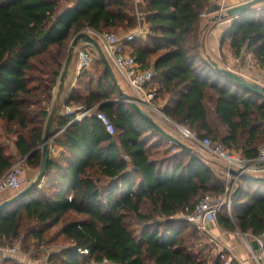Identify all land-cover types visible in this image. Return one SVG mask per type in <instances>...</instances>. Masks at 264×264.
<instances>
[{
	"label": "trees",
	"instance_id": "1",
	"mask_svg": "<svg viewBox=\"0 0 264 264\" xmlns=\"http://www.w3.org/2000/svg\"><path fill=\"white\" fill-rule=\"evenodd\" d=\"M145 2L148 32L128 44L142 67L155 69L153 84L169 99L165 114L200 138L255 158L264 143V96L220 71L205 52L201 21L212 0ZM62 3L0 0V118L7 132L21 130L16 146L34 167L42 165L48 105L70 40L85 29L139 25L134 0H77L65 9ZM222 41L237 55L248 48L264 66V8L234 18ZM99 63L97 78L92 66L82 71L67 104L98 105L111 116L115 133L95 114L72 123L75 112L58 116L52 144L59 152L50 155L46 186L0 211V239L34 246L63 221L62 232L73 245L62 251L64 264H208L193 249L197 234L188 231L191 222L177 214L191 212L208 193L223 194L224 171L189 144L174 143L176 150L167 146L161 155L162 143L172 140L133 102L123 100L127 94L101 58ZM106 101L111 102L101 105ZM7 149L0 143V176L16 163ZM132 221L141 225L140 232ZM218 222L262 235L264 179L242 175L232 212L224 205Z\"/></svg>",
	"mask_w": 264,
	"mask_h": 264
},
{
	"label": "built area",
	"instance_id": "2",
	"mask_svg": "<svg viewBox=\"0 0 264 264\" xmlns=\"http://www.w3.org/2000/svg\"><path fill=\"white\" fill-rule=\"evenodd\" d=\"M216 1L221 5L219 12H226L229 8L226 6V0ZM207 12L208 11L204 12L202 15L205 16ZM89 31L98 36L99 39L96 38L100 41L108 59L124 76L134 90L136 94L134 99L126 100L138 103L148 110L161 111L158 105L154 102L157 92L151 87L156 75L155 69L153 67H142L138 56L132 53L128 44V42L137 37H145L147 31L144 28H138L125 36H120L115 32L103 33L92 29H89ZM78 62L80 71L90 68L94 62V48L91 46L79 48ZM255 80L264 86V73L255 78ZM74 112L75 116L70 123L81 120L87 115L95 114L104 123L111 134H114L116 131L111 116L103 110H98V105L86 107L81 104H67L65 107V114H71ZM184 129L187 130L188 133L186 131L184 132L192 143L199 144L204 152H209L222 159L227 165L226 172L229 183L226 185L224 193L221 195L203 196L191 212L183 214V216L197 226L199 230L204 233H209L210 223L218 220V213L224 205H226L229 211L232 212V195L236 189L238 179L244 173L257 174L264 172V143L259 147L258 154L255 158H244L239 152L227 149L220 141H215L211 137L200 138L189 129ZM55 136L56 134L54 137ZM52 140L50 144V155L55 156L58 148L52 144ZM26 163V157H22L10 167L4 175L0 176V189L9 188L16 190L17 193H19L27 186L26 177L24 175ZM38 186L42 188L44 186V181L40 182ZM254 238L258 242L259 248L256 249L252 243L249 244L253 258L256 260V264H264V233L259 236L254 235ZM211 241L213 244L222 247L216 237L211 236ZM14 250L16 249L14 248ZM79 250L82 253L89 252L88 249ZM223 250L224 248L222 247V251Z\"/></svg>",
	"mask_w": 264,
	"mask_h": 264
},
{
	"label": "crops",
	"instance_id": "3",
	"mask_svg": "<svg viewBox=\"0 0 264 264\" xmlns=\"http://www.w3.org/2000/svg\"><path fill=\"white\" fill-rule=\"evenodd\" d=\"M76 1L77 0L70 1L69 3L64 5L62 9H65L73 5ZM246 1L248 0H226V6L232 7V6L244 3ZM134 3H135V13L138 17V22H139L138 28H144L148 32V23L146 20V2L145 0H134ZM216 3H217L216 0L215 1L212 0V4H216ZM222 13L223 11L221 12L219 11L209 12L208 11L207 14L204 16L207 19L206 21H208V22H205V27H204V35H203L204 50L210 57H212L215 61H217L221 66H226V68L232 69L238 72L239 74H242L247 79L251 81H256L255 78L261 76L264 73V66L260 64L255 54L252 51H250L248 48H244L243 52L240 55H237L234 52V50L230 47L228 42L223 43L222 41L223 34L231 26L234 18H221V19L218 18L219 15H221ZM81 47H89V46L83 45V46H80L79 48ZM113 68L118 78L119 87L122 90H124L127 95H130L127 92V90L124 88V86L122 85L121 83L122 81H120L118 74L121 75L123 78L124 76L115 68L114 65H113ZM82 71L83 70L80 71L79 69L78 50H77V56L73 57L70 63L68 75L66 77L63 90L61 91L60 83H58L54 88L52 101L48 105L49 116L54 106L57 105V111H56L55 120H54V127L57 124L58 116L65 114V107L67 105V99L70 93L72 92V90L78 87L80 83V79H81L80 74L82 73ZM124 80L127 82L125 78ZM151 87L154 90H156L157 94L159 95L162 94V92L158 90L157 84L152 83ZM130 96H133V97L136 96L134 90ZM164 100L165 102L163 103V106L165 107L169 99L168 97H166V99ZM164 107H163V110H164ZM147 111L149 112L151 110H147ZM150 114L152 115V113ZM152 116L154 117L156 121H158L154 115ZM169 119H171L174 125L180 128L181 131H183V133H185L183 128H187L192 133L196 134V132L191 130L189 127L173 120L170 117ZM6 125H7L6 121L0 118V143L3 145L4 144L8 145L7 150L9 151L10 154L14 156L17 162L20 158L23 157L16 146V137H17V134L21 132V130L18 128H15V130L11 132H7L5 129ZM58 152H59V149H57V154ZM126 158L130 160L128 156H126ZM24 175L26 177V180H30V181L34 180L38 176V167H34V166L27 164V167H25V170H24ZM226 177H227V174H226ZM44 183L46 186L47 180H45ZM13 191L17 192L16 190L9 189V188L0 189V202H3L4 200H7L8 198L12 197L14 195ZM209 234L211 236L216 237V239L220 242L222 247L227 251L228 255H230L231 259H236L239 262V264H256L257 263L256 260L253 258L251 248L249 247V244L250 243L253 244L255 240L254 235L252 233L243 232L238 227L234 229L225 228L222 225H220L218 220H216L210 223ZM15 242H12L11 240H7V239H2V240L0 239V264H51V261L47 259L34 257L32 255V252L34 251V249L30 250L29 252L24 251V249L22 248L21 240L18 243H15ZM14 248L16 250H14ZM42 249L43 248H40V251H42Z\"/></svg>",
	"mask_w": 264,
	"mask_h": 264
},
{
	"label": "rangeland",
	"instance_id": "4",
	"mask_svg": "<svg viewBox=\"0 0 264 264\" xmlns=\"http://www.w3.org/2000/svg\"><path fill=\"white\" fill-rule=\"evenodd\" d=\"M67 3H69V2H67V0H63L62 5L64 6ZM253 8H260V9L264 8V1L256 4L255 6H253ZM206 20H207L206 17L203 16L201 22H203V24H205V22H208ZM131 31H134V30L125 29L123 27H120L118 29H106V30H104V32H115L120 36H125L126 34L130 33ZM83 32H89L91 35L98 38V36L95 35L94 33H92L91 31H89V29H85ZM75 38L76 37L72 38L70 40V42L68 43V56L70 54V51H71V48H72V45H73ZM83 45L84 46L85 45L91 46L92 48H94V62L92 64L91 72H92V76H94V78H97L101 72L102 65L99 63V60H100L99 53L97 52L96 48L93 45L88 44V43H83V42L79 43L77 45V47L74 49V56L73 57L77 56L78 48L80 46H83ZM67 59H68V57H67ZM67 59L64 62V68H65ZM223 67H226V66H223ZM64 68H63V70H64ZM62 73H63V71H62ZM62 73L59 77L58 83H60ZM118 77H119L120 81H122L121 83L124 86V88L131 95L133 93L131 86L124 80V78L121 75L118 74ZM85 80H86L85 82H87V78ZM86 89L87 88H86V85L84 83L83 86L81 87V90L83 92H86ZM164 99H166L165 96H163L162 94L161 95L157 94L156 98H155V103L158 105V107L161 111L151 110L149 112L152 113V115L155 116V118L159 121V123L162 126H164L168 131H170L174 135L178 136L180 139H182L187 144L201 150L208 157V159L210 161H213L220 170H223L225 172V174L223 175V179L225 180V183L227 185L229 183V180H228V177H226V174H227L226 163L222 159L212 155L211 153L204 152L202 147L199 144L192 143L190 141L189 137L185 133H183V131H181L180 128H178L177 126L174 125V123L171 121V119H169V116H167L163 110V107H164L163 103L165 102ZM123 100H126V98ZM136 104H138V103H136ZM174 143L175 142H173V141L165 140L161 145V148H162V149H160V150H162L161 155L163 154V150L167 146H172L173 150H176L175 145L173 146ZM233 151H237L240 153V151H238V150H233ZM25 167H27V163H26ZM40 169H41V166L38 167V173L40 172ZM251 174H255V173H251ZM258 174L264 175V172L257 173V175ZM26 181H27L26 184L28 185L33 180L32 181L26 180ZM236 187H237V185H236ZM13 194H14L13 196H15L17 194V192L13 191ZM206 195H216V194L208 193ZM177 217H184V216L182 213H179V214H177ZM71 218H73V217L69 216L66 219L69 220ZM162 218L163 217H159V219H162ZM63 225H64V222L61 221L58 224H56L55 226H53L46 233L45 238L40 242V244L36 243V245L33 246V244L23 243L22 248L24 249V251H28V252L30 250L34 249V251L32 252V255L34 257L47 259V260L51 261V264H64V258L62 255V251L64 248H67V247H70L73 245H71L72 243L70 240L65 238V236L62 232ZM131 226L133 228H135L137 233L140 232L141 225L138 224V222L132 221ZM191 230L196 231V234H197L196 237H194L192 240L195 244L193 249L195 250L197 255L202 260H205L208 264H214L215 261L219 260V259L221 260L222 264H231L232 263V259H231L230 255H228L227 251L225 249L222 251L221 246H218V245L212 243L211 235L209 233L202 232L193 223L190 224L188 231H191ZM19 241L20 240H17L15 243H18ZM40 248H43L42 251H40ZM86 264H98V263H96L92 260V261L86 262Z\"/></svg>",
	"mask_w": 264,
	"mask_h": 264
},
{
	"label": "water",
	"instance_id": "5",
	"mask_svg": "<svg viewBox=\"0 0 264 264\" xmlns=\"http://www.w3.org/2000/svg\"><path fill=\"white\" fill-rule=\"evenodd\" d=\"M263 1L264 0H248L244 3L239 4V5L229 7L226 10V12L219 15L218 18H220V19L221 18H237V17L241 16L242 14H244L245 12L252 9L253 6H255L256 4L263 2ZM220 9H221V5L219 3H216V4H213V6L208 11L209 12H215V11H219ZM81 42L91 44L96 48L97 52L99 53L100 58L104 61L105 65H106L107 69L110 71L113 79L115 80V82L117 84H119L116 72L113 68V65L110 62V60L108 59L100 41L96 37L91 35L89 32H81L74 39L70 54L68 56L65 68L63 70L61 80H60L61 91L64 88V84H65L66 77L68 75L70 63H71L73 56H74V49ZM213 62L219 68L220 71L224 72L225 74L230 76L235 81H237V82L243 84L244 86L248 87L250 90H252L256 94L264 96V86L262 84H260L259 82L251 81V80L247 79L245 76H243L242 74H239L238 72H236L232 69L222 67V66H220V64L217 61H213ZM126 98L130 99V100L134 99V97L130 96V95H127ZM110 102L111 101H106V102H103L101 105H107ZM134 104H135L136 108L144 116H146L148 119H150L159 128V130L161 132H163L168 138H170L171 140H173L175 143H177L179 145H182L185 147L188 146V144L186 142H184L179 137L175 136L174 134H172L168 130H166L164 128V126H162L158 121H156L154 119V117L146 109H144L139 104H136V103H134ZM56 111H57V105L54 106V108H53V110H52V112L48 118L46 129H45V134H44L43 144L40 147L43 150V161H42L41 169H40V172L38 173V176L30 184H28L21 192L17 193L15 196H13L7 200H4L3 202H0V211L3 210L4 208L10 206L11 204H13L15 201L25 197L32 190H34L39 185V183L44 179L46 172H47L49 159H50V144H51L52 138L55 135L54 120H55ZM40 148H38V149H40ZM38 149L34 150L31 154L35 153ZM243 175H245L247 177L255 178V179H264V175H259V174L257 175V174L244 173ZM253 244H254L256 249L259 248V244H258L257 240H254Z\"/></svg>",
	"mask_w": 264,
	"mask_h": 264
},
{
	"label": "bare ground",
	"instance_id": "6",
	"mask_svg": "<svg viewBox=\"0 0 264 264\" xmlns=\"http://www.w3.org/2000/svg\"><path fill=\"white\" fill-rule=\"evenodd\" d=\"M183 130L187 132V130H186V129H184V128H183ZM187 133H188V132H187Z\"/></svg>",
	"mask_w": 264,
	"mask_h": 264
}]
</instances>
